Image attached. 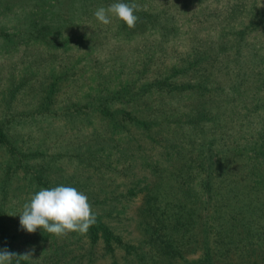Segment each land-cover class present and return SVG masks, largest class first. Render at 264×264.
<instances>
[{
	"label": "rangeland",
	"instance_id": "374dc122",
	"mask_svg": "<svg viewBox=\"0 0 264 264\" xmlns=\"http://www.w3.org/2000/svg\"><path fill=\"white\" fill-rule=\"evenodd\" d=\"M129 1L131 29L95 19L115 1L0 0V249L264 264V0ZM60 185L96 224L22 230L23 204Z\"/></svg>",
	"mask_w": 264,
	"mask_h": 264
},
{
	"label": "clouds",
	"instance_id": "9594fccd",
	"mask_svg": "<svg viewBox=\"0 0 264 264\" xmlns=\"http://www.w3.org/2000/svg\"><path fill=\"white\" fill-rule=\"evenodd\" d=\"M139 6L136 3H113L107 8L101 6L95 12V19L102 25H110L115 17L128 28H134L139 20L135 14ZM20 227L29 234L37 229L55 235L67 236L69 233L86 235L96 224L97 216L92 210L87 195L71 186L41 188L29 197V202L22 206L19 214ZM32 252L18 254L7 248L0 249V264H20L21 260L31 259Z\"/></svg>",
	"mask_w": 264,
	"mask_h": 264
},
{
	"label": "trees",
	"instance_id": "16d2710c",
	"mask_svg": "<svg viewBox=\"0 0 264 264\" xmlns=\"http://www.w3.org/2000/svg\"><path fill=\"white\" fill-rule=\"evenodd\" d=\"M107 1H108V3L109 2L111 3L113 1H115V2H124V3H128L129 2L128 4H130L131 2H133V1H129V0H107ZM134 3H136V2H134ZM1 138H4V140L6 139V137H4L3 133L0 131V141H1ZM196 264H198V263H196ZM200 264H212V263L210 261H203Z\"/></svg>",
	"mask_w": 264,
	"mask_h": 264
}]
</instances>
